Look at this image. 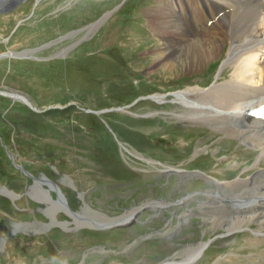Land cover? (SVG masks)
<instances>
[{"label": "rangeland", "instance_id": "374dc122", "mask_svg": "<svg viewBox=\"0 0 264 264\" xmlns=\"http://www.w3.org/2000/svg\"><path fill=\"white\" fill-rule=\"evenodd\" d=\"M160 5L161 0H26L0 13V53L24 56L0 59V88L27 92L40 109L0 94V185L21 196L14 201L0 192V264H158L173 255L187 258L202 240L208 246L193 264L264 263V236L256 238L247 225L224 236L226 229L210 219L246 214L250 202L236 212L233 192L238 184L246 194L245 180L264 168L261 150L222 124L184 116L192 112L173 100L185 87L220 86L233 63L221 71L223 52L198 69L190 71L181 61L174 73L163 71L156 53L167 38H176L170 33L183 34L182 49L192 55L197 39L201 44L202 33L211 30L204 21L195 25L176 4L168 12L179 11L172 17L176 28L158 27L152 15ZM4 144L25 169L57 183L82 217L108 221L133 206L137 212L148 199L178 203L144 210L137 215L144 223L138 218L114 229L77 227L62 209L54 221L50 204L36 199L40 191L27 189L33 177L16 168ZM193 170L211 179L189 177ZM235 180L219 196L227 207H216V197L208 203L206 192H217V182Z\"/></svg>", "mask_w": 264, "mask_h": 264}, {"label": "bare ground", "instance_id": "6f19581e", "mask_svg": "<svg viewBox=\"0 0 264 264\" xmlns=\"http://www.w3.org/2000/svg\"><path fill=\"white\" fill-rule=\"evenodd\" d=\"M174 5L180 9L184 6V13L189 15V18L193 20L194 24L204 21L205 24H209L208 27L211 31L205 32V34L202 33V38H200L202 41L201 44L197 39L195 43H197V45L199 44V47H197L198 49L192 55H190L188 51H185L186 47L182 49L183 38L181 39L180 36L183 34L176 33V35L170 33L171 37L174 36L176 38H167L165 47L156 53V59L158 60L159 66H164L163 71L174 73L178 69V64L181 63V61H187L189 67L188 69L190 71L198 69L201 65H203L202 62L206 58L208 60L212 59L215 61L223 55V52L226 57L224 56L225 58L220 59L221 71L230 63H233V66L230 78L225 82H222L220 86H213L210 90L203 89L198 86L185 87L183 90L174 92L173 100L180 104L186 113L192 112L189 115L184 114V116H195L198 119H201L202 122H207L212 125L213 123L222 124L223 128L221 129L232 132L233 135L235 134V136L240 137L243 142L252 145V147L257 150L260 149V156L264 158V119L253 117L248 113L250 109L264 104V0H161V5L152 15V19L156 22L158 27L165 24V27L166 25L167 27L171 25V28L172 26L176 28L177 23L172 17H174L175 13H179V11L175 10V13L173 12L172 15H168V12L174 8ZM224 16H228L230 19L235 20L236 25L239 27H233L232 23L226 21ZM221 17H223V19H221ZM180 20L181 18L176 16V21ZM215 21L216 23L213 25V22ZM191 65L194 67L191 68ZM6 89L8 88L6 87ZM2 92L8 93L4 89L0 88V93ZM12 95L17 99L33 103L31 100L32 97L28 93L13 91ZM153 97L158 102H161L162 100V96L160 95ZM260 111H264V106ZM12 156V160L14 159L16 162L17 157L13 153ZM45 178L50 181L49 178ZM212 179L214 178L212 177ZM245 181L247 188L244 189V191L246 194L242 195L241 192H239L241 186L238 184L236 185V189H234L233 194L236 196V212H240L244 207L243 205L248 201L250 202V208L245 212L246 214L235 215L231 218H226L225 216L220 217V219L217 217L216 219L210 218L215 222V224H218V226H222L221 228L226 229V232L221 233L224 236L232 234L235 230L240 229L243 226L245 227V225H247L246 228L248 230L251 229L254 232L256 238H258L260 234V237L264 236V168H262V170L254 177L246 179ZM34 182L35 184L28 185L29 193H34L37 189L40 191L36 199L40 201L44 200L45 203L47 201L50 204L47 212H49V215L54 221L58 219L56 214L58 210L64 209L65 212L67 210L70 214L74 215L71 217L74 218V222L77 227L89 225L90 227L99 228L98 226L104 223H111L113 221L126 222L131 220L138 212H136V210L139 206H133L126 209L123 214L114 218L112 217L110 220L108 219V221L100 218L99 216L98 219L90 218L88 216L82 217V214L80 213L81 211L79 212L81 216L77 217L67 207L69 206L71 208L68 198L57 183L51 180V185L54 188L51 189L50 187L46 188L44 184H39L36 181ZM217 184V192L213 190L206 192L208 196H210L208 203H216V197L218 200L216 207L221 205L224 209V207H227V204L224 199L220 200L219 196L224 193L223 190L228 186H235L236 180L233 182L219 181ZM242 185L245 186L244 184ZM73 187L76 188L74 184ZM0 190L4 195H10L9 197L14 201L21 197L19 194L10 190L6 186L0 185ZM52 191L57 192L59 199H55L53 197ZM80 195L86 202L85 194L80 192ZM64 198L67 206L64 204ZM148 202L158 204L160 206L169 203L162 199H149ZM62 205L64 206L60 208ZM101 219L102 221H100ZM233 219L235 220L234 223ZM57 223L69 226L71 221H60ZM252 223L257 225L258 229H254L252 227L250 228L249 226H252ZM131 224L125 226H130ZM233 225L234 227H232ZM75 227H73V229ZM208 243V241L203 240L193 243L195 247L192 251L188 252L187 258L178 259L173 255L158 264H185L188 262H195V259L200 258L201 254L208 246Z\"/></svg>", "mask_w": 264, "mask_h": 264}, {"label": "water", "instance_id": "95a60500", "mask_svg": "<svg viewBox=\"0 0 264 264\" xmlns=\"http://www.w3.org/2000/svg\"><path fill=\"white\" fill-rule=\"evenodd\" d=\"M25 0H0V12H6V11H11L12 9H14L15 7H17L19 4H21V3H23ZM4 56H14V57H23V56H20V55H18V54H16V53H14V52H12V53H10V52H6V53H1L0 54V58H2V57H4ZM9 90H14V89H12V88H10V87H8V86H6ZM3 94H6V93H4V92H2ZM31 105V104H30ZM32 106V105H31ZM33 107V106H32ZM34 108V107H33ZM10 157L12 158V155H10ZM16 166L17 167H19V168H21L22 170H24L23 169V167L21 166V165H17L16 164ZM24 172L26 173V174H28L29 176H32L33 177V179H34V181H36V182H38L39 184H47L48 185V187H50L51 189H54L53 187H52V185H51V180L50 181H48L45 177V175L44 174H42L41 176H39L38 178L37 177H34L31 173H29L28 171H26V170H24ZM45 177H44V176ZM28 189V188H27ZM0 192L2 193V191L0 190ZM10 196V195H9ZM64 204L67 206V203H66V200H65V198H64ZM140 205H142L139 209H138V212L136 213V215L131 219V220H128V221H126V222H115V221H113V222H111V223H104V224H102V225H99L98 227L99 228H97V229H100V230H105V229H114V228H119V227H123V226H125V225H129V224H131V223H134L136 220H138V218L139 217H137V215L139 214V213H141L142 211H144V210H148V209H150V210H154V211H156L157 210V208L159 207V205L158 204H154V203H151V202H148V200L146 201V202H143V203H141ZM153 205L155 206V207H153ZM77 217H80L81 215H80V213L79 212H77V211H74V210H72L69 206H67ZM64 210V209H63ZM66 212H67V214H69V216H74V215H72V214H70L67 210H66ZM46 214V213H45ZM132 225V224H131ZM84 226H88V225H84ZM83 226V227H84ZM62 229H64V230H66L65 229V227H61ZM89 228H94V227H89ZM199 259V258H198ZM198 259H195L196 261L198 260ZM195 261V262H196ZM194 262H192L191 264H193Z\"/></svg>", "mask_w": 264, "mask_h": 264}, {"label": "trees", "instance_id": "16d2710c", "mask_svg": "<svg viewBox=\"0 0 264 264\" xmlns=\"http://www.w3.org/2000/svg\"><path fill=\"white\" fill-rule=\"evenodd\" d=\"M66 110H68V109H66ZM53 111H59V110H53ZM61 111H63V110H61ZM1 150L3 149V148H0ZM5 150V149H4ZM6 152V151H5ZM25 168H26V166H25ZM28 170V169H27ZM33 175H35L33 172H31Z\"/></svg>", "mask_w": 264, "mask_h": 264}]
</instances>
